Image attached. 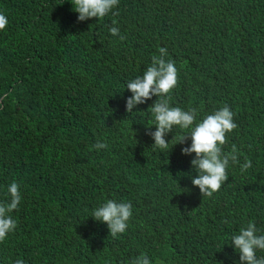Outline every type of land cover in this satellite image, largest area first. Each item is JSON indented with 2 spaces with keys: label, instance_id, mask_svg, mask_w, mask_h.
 <instances>
[{
  "label": "trees",
  "instance_id": "trees-1",
  "mask_svg": "<svg viewBox=\"0 0 264 264\" xmlns=\"http://www.w3.org/2000/svg\"><path fill=\"white\" fill-rule=\"evenodd\" d=\"M71 3L0 0V203L13 181L21 195L0 264H131L141 252L152 264L238 259L230 235L248 221L264 231V0H118L84 22ZM160 48L177 68L171 106L197 120L233 113L221 151L236 161L210 196L178 176L192 158L180 151L190 140L173 145L184 133H168L169 152L151 148L156 97L124 111V82ZM244 158L252 167L241 173ZM106 199L132 205L117 237L89 216Z\"/></svg>",
  "mask_w": 264,
  "mask_h": 264
},
{
  "label": "clouds",
  "instance_id": "clouds-1",
  "mask_svg": "<svg viewBox=\"0 0 264 264\" xmlns=\"http://www.w3.org/2000/svg\"><path fill=\"white\" fill-rule=\"evenodd\" d=\"M117 4L118 0H72L71 3L72 10L77 13V22H84L93 17L96 20L103 18L112 12ZM7 24V17L0 13V30L5 29ZM107 30L111 36L119 34L116 26H110ZM165 55L166 50L160 48L159 55L152 57L151 63L142 74L124 82V90L130 93L123 98L124 111L128 115L142 112L134 109L156 97L148 107L153 126L146 127L145 130V134L153 142L151 148L168 150L170 140L165 139L168 133H174L176 129L184 133L173 145L183 143L185 139L190 140V143L180 151L181 155L192 158L190 170L178 176H188L191 185L197 187L200 194L210 196L225 182L226 168L230 159L236 161L235 152L229 156L221 151V146L225 143V134L236 127L233 113L227 106H222L197 120L194 110L171 106L168 94L177 84V68L171 60L165 59ZM93 148L104 149L106 144L97 141ZM251 167V161L247 158H244L243 163L239 165L241 173H246ZM20 200L18 184L13 181L6 186L5 201L0 203V240L14 230L16 224L10 213L17 208ZM89 216L94 221L104 223L109 235L117 237L128 227L132 216V205L124 200L106 199L93 207ZM225 245L231 247L238 259L225 254L224 259L215 260L216 264H226L228 261L230 264H264V255L258 254L264 253V231L257 228L253 221H248L246 226H241L238 231L233 232ZM14 264H24V262L17 259ZM131 264H152V262L147 254L141 252Z\"/></svg>",
  "mask_w": 264,
  "mask_h": 264
}]
</instances>
